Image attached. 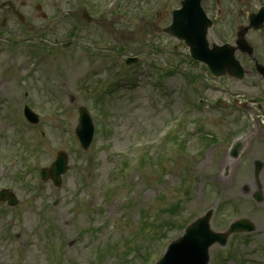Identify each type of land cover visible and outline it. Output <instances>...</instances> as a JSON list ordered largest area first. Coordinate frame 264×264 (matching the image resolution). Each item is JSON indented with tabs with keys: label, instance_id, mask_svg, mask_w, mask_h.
I'll use <instances>...</instances> for the list:
<instances>
[{
	"label": "rangeland",
	"instance_id": "374dc122",
	"mask_svg": "<svg viewBox=\"0 0 264 264\" xmlns=\"http://www.w3.org/2000/svg\"><path fill=\"white\" fill-rule=\"evenodd\" d=\"M158 42L164 50L162 56L174 59L181 67L179 66L176 74L166 79L163 90H158L150 84L153 69L150 68L152 65L149 67L150 58L146 52H126L134 56L141 54L145 62L140 68L141 72L134 79L135 85L118 87L117 92L111 97L113 130L110 138L103 140L99 137L96 150H90L83 157L95 158L94 172H88L79 165L80 157L72 151L71 137L77 125L79 108L91 104L86 101V93L79 92L77 82L88 80L90 72L102 73V62L100 60L92 62L84 51L57 52L51 54L47 63L39 67L31 83L35 87L36 107L43 113L46 126L52 133L49 135L48 145L43 146L44 157L39 163H49L55 158V151L62 149L69 156L70 170L63 177L59 190L52 182L40 181L37 172H27L26 174H30L27 176L29 181L36 177V184H41L40 189L34 186L39 190L36 194L34 189L26 188L14 175L22 167L0 168V186L7 185L13 188L20 200L18 207L9 208L6 205L2 207L4 212L0 211V264H46L49 244L55 243L59 236L66 239L65 264H72L73 260L80 264H89L94 257L92 251L96 245H101L102 250L106 251L103 264H114L117 259L112 248H116L124 240L138 233L139 222L142 219L141 211L146 209L156 214L161 208L174 204L182 198L184 179L188 180L194 189L188 214L193 215L211 207L216 194L212 192L214 189L211 187L212 178L222 170L215 164L217 153L202 164L199 162L186 164L182 155L175 163L153 159L146 169L138 173H128V182L123 181L120 175H113L127 155L122 153V158H119L117 154L129 151L132 146L138 144L139 135L153 137L167 120L175 116L178 118L182 113V72L187 69L182 65L184 56L182 47L179 41L168 36ZM32 51V48L23 46L0 52V80L5 84V93L0 100L10 101L8 105L0 106V128L13 123L17 118L10 115L14 108L17 110L21 107L20 104H16L18 89L16 69L28 65V55L30 56ZM122 55L118 57L120 64ZM47 75L50 76V80H47ZM101 79L99 76L98 79L92 78L89 85ZM62 82L66 87L61 86ZM61 87L64 91L60 90ZM188 88L190 90V87ZM62 96L73 97V105H58L56 111L62 113L58 117L50 108L52 102H56ZM46 111H49L51 118ZM63 114H67L66 121L70 126V132L62 129ZM202 116L208 119L206 127L209 130L212 128L213 131L221 132L220 125L230 124L229 120L224 121L218 117L213 122L215 127H212V117L208 110ZM11 132L15 134L18 132L15 125L9 129L8 134ZM213 134L222 136L218 133ZM33 139L35 140L34 137ZM9 149L11 165L17 154L13 146ZM156 159L159 157L156 156ZM18 163H21V160L18 159ZM165 171L171 172L166 184L159 181L160 175ZM241 175L244 179L246 173L242 171ZM80 187L84 189L82 192L79 190ZM225 200L228 201L226 213L233 214L236 208L240 209L242 217L253 220L258 226L250 238L249 246L246 247L243 243L247 236L238 238L237 251L246 264H264V203L257 206L249 199H238L239 203H235L230 193L225 195ZM231 204H235V207L231 208ZM7 235L9 238H6ZM18 254L21 255V259L18 258ZM248 259L252 261L248 262Z\"/></svg>",
	"mask_w": 264,
	"mask_h": 264
},
{
	"label": "flooded vegetation",
	"instance_id": "af4514ba",
	"mask_svg": "<svg viewBox=\"0 0 264 264\" xmlns=\"http://www.w3.org/2000/svg\"><path fill=\"white\" fill-rule=\"evenodd\" d=\"M45 1H49V0H45ZM53 1V0H52ZM255 1H257V0H244V3L246 4V5H250L252 2H255ZM258 1H260V0H258ZM264 1V0H263ZM206 2L208 3V4H212V3H217L218 2V0H206ZM25 5H26V3L25 2H23ZM261 98L263 99V101H264V88H262L261 89Z\"/></svg>",
	"mask_w": 264,
	"mask_h": 264
}]
</instances>
